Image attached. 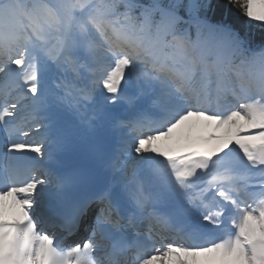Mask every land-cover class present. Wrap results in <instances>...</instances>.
Instances as JSON below:
<instances>
[{"label": "snow or ice", "instance_id": "obj_1", "mask_svg": "<svg viewBox=\"0 0 264 264\" xmlns=\"http://www.w3.org/2000/svg\"><path fill=\"white\" fill-rule=\"evenodd\" d=\"M0 264H264V0H0Z\"/></svg>", "mask_w": 264, "mask_h": 264}, {"label": "trees", "instance_id": "obj_2", "mask_svg": "<svg viewBox=\"0 0 264 264\" xmlns=\"http://www.w3.org/2000/svg\"><path fill=\"white\" fill-rule=\"evenodd\" d=\"M241 20L243 21V18H241Z\"/></svg>", "mask_w": 264, "mask_h": 264}]
</instances>
